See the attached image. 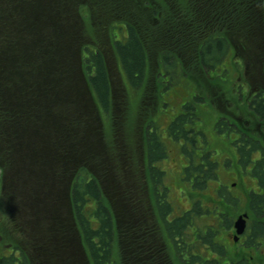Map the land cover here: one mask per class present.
I'll return each instance as SVG.
<instances>
[{
    "label": "trees",
    "instance_id": "trees-1",
    "mask_svg": "<svg viewBox=\"0 0 264 264\" xmlns=\"http://www.w3.org/2000/svg\"><path fill=\"white\" fill-rule=\"evenodd\" d=\"M51 1L46 0V3ZM63 1L61 0V4H46L43 0H4L6 6L15 8L18 14L7 19L0 17V43L10 37V32L4 29L7 21L16 29L10 43L0 47V134L4 137V132L7 135L16 126L18 144L23 145L25 141L23 125L29 126L25 127L28 130L42 128L47 124H53L62 133L60 144L64 159L76 156L71 148V131H76L75 141L79 142V133L88 127L93 128L94 135L99 138L97 141L102 142L105 133L101 127L103 112L100 108L105 112L110 110L120 85L118 79H115L118 78L117 74L112 70L115 62L125 80L132 85L144 86V98L152 83L150 74L157 71L158 78L155 79L162 81L161 77L165 76V80L177 84L187 77L188 65H191V74L204 78L211 87L218 86L210 81H217L216 77L209 78L208 74L212 75V72L224 66L235 47L240 48L239 54L250 55L248 58L258 76L264 75V59L262 61L259 58V49L264 43L260 39L264 0ZM81 2L85 4V11ZM88 21L92 23L91 28ZM119 23L124 24L127 30L124 39H117L113 34ZM95 28L104 33L107 31L108 35L111 33L116 40L107 38L105 44L96 43L91 37ZM82 69L94 101L90 100L83 84ZM71 77L77 85L75 92L68 84ZM169 87H159L158 93H167ZM195 101L184 104L183 113L168 128L173 141L180 142L181 145V138L188 139V132L193 130L195 122H203L201 115L205 110L201 107L205 103L201 104V97H196ZM238 106V113L246 114L248 118L254 115L255 120L264 121L262 103H258L253 110H248L247 106L241 104ZM203 126L202 124V129L205 128ZM214 126L219 133L226 132L225 128L228 127L223 120L216 122ZM226 138L232 140L230 136ZM233 142L240 145L239 152L244 162L250 160V154L252 151L256 152L260 144L255 137ZM204 144L205 165L194 164L191 151L192 167L188 169L201 171L203 175L198 178L196 187L205 190L206 200L210 202L212 197L208 196L209 183L218 179L219 163L215 158L216 151L210 148L206 139ZM194 147L195 143L192 142L191 149ZM147 149L150 170L155 179L161 182L165 172L158 163L168 156L166 145L153 133L148 137ZM183 149L189 152L187 144L183 145ZM102 150L110 158L116 157V161L119 158L116 153L121 156L120 152L111 153L107 145ZM4 166L0 167L1 181L7 183L10 176ZM117 169L122 170L120 167ZM88 174L84 167L77 172L71 197L91 264H160L154 262L155 257L141 263L137 250L139 243L136 218H129L130 232L128 231V239L123 243L130 249L120 257L114 214L106 203L99 181ZM4 186H0L1 189ZM130 197L134 204L130 205V211L136 215L137 205L133 197ZM225 198L228 204H238L229 194H225ZM91 200L95 205H90L88 209L84 204ZM254 202L264 203V196L255 195ZM215 204L217 205L212 207L206 205L205 208L202 205H192L191 209L172 221L168 217L173 212L172 205L166 202L159 205L164 213L168 236L174 246L172 253L176 257L171 262L165 254L162 256L168 261L165 264H224L223 256L227 250L225 243L219 238V232L220 229L230 228L233 218L226 212L228 206L217 202ZM51 206L55 208V205ZM252 206L256 208L258 219L247 235L246 244L256 247L258 237L264 236V205ZM61 208L65 209L67 205H62ZM66 212L68 214V209ZM202 214L207 219L203 224L205 228L200 223ZM14 235L12 230L3 236L15 245L13 246L18 254L3 256L0 264H39L30 251L31 248L24 247L20 237L16 238ZM202 248L205 249L204 256ZM146 256L149 254H143V257ZM43 261L46 262L45 259ZM230 261V264H250L243 257H233Z\"/></svg>",
    "mask_w": 264,
    "mask_h": 264
},
{
    "label": "rangeland",
    "instance_id": "rangeland-1",
    "mask_svg": "<svg viewBox=\"0 0 264 264\" xmlns=\"http://www.w3.org/2000/svg\"><path fill=\"white\" fill-rule=\"evenodd\" d=\"M43 1L46 3V0ZM64 2L65 1H63V3ZM81 3L83 4L84 2ZM46 4H61V0H52ZM83 5V9L85 11V4ZM86 7L88 6L86 5ZM17 14L18 13L15 8L7 7L4 0H0V17L7 19L9 16ZM261 21L262 34L260 39L262 38L264 41V14ZM91 25L92 23L88 21L89 28H91ZM4 29L7 32H10V37L3 39V43H0V47L10 43L9 40L16 31V29L10 24V21H7L4 24ZM92 32L91 37L96 43L105 44L108 39L112 40L115 38L112 37L111 33L109 34V37L107 31L104 33L103 30H99L97 28H95ZM115 32L113 34H115L117 39H124L127 36V30L125 25L122 23L117 24ZM89 40L91 39L89 38ZM259 50V58L263 61L264 43L262 48ZM239 52L240 48H233L231 50V56L228 57L224 66H221L218 70L212 72V75L208 74L209 78L216 77L217 81L214 79H211L210 81L212 83H216L218 86L215 85V87H211L212 85H208L204 78H201L196 74H191V65H188L187 77H184L183 82H179L177 84H171V82L165 80V76L161 77L162 81H160V79H155L158 78L156 75L157 71L150 74L149 78L152 83L150 85V89H146L147 93L145 98L142 95L144 86L130 84L127 80H125L124 76L119 73L120 69L117 62L112 64V70L118 76V78L115 79H118L120 85H118L119 91L117 90V97L116 99H113L114 104L111 106L110 110L105 112L103 111V108H100V111L103 112L102 119L105 133L102 137L103 142L107 145L111 153H121L123 158L119 159L117 163H119L120 168L123 170V162H125L127 171L132 173V171L135 172L140 170V166L136 165V162L138 161L137 159H139V132L142 130L146 138L151 137L152 134L155 133L156 137H158V139L166 145L168 151V156L158 163V165L166 172L165 184L170 187L168 199L175 204L172 205V209H174V217L176 215H181L185 210L190 208V201H192V197H194V194L191 197L187 190L185 197L181 196L182 193H180V189H184V186L186 185L181 183L178 178L180 167L185 164L179 155L180 150L178 146L181 145V143L173 141V136L170 131L167 130L168 123L173 118H177L181 114L182 104L184 102H196V97H201L203 99L205 106H202L201 109H204L205 111L201 116L203 119L202 124L204 125L203 127H205L204 129L206 131V139L208 140L207 143L210 145L211 149L219 150V153L217 151V156L215 155V157L220 161L219 171L217 172L218 180H214L209 183V195H207L217 197V200L213 199V201L220 204V197L217 196V193H219L218 187L220 183L227 186L228 190V186H231L234 181L236 182L239 180L237 187L234 189H231V187L229 188L234 190L235 194L240 192L242 188H247L253 184L252 181L247 178L246 174L243 178L237 176V171L239 169L236 164V159L239 157L235 155L236 150L235 148L233 149L232 146V143H234V136L232 137V141L226 138L223 134L222 138H217L213 135V127L215 123L219 120L220 116L226 112L227 103L225 99L235 95V91L251 90L253 77H258L256 74L257 72L253 71L251 59L248 58L250 55L246 53H244L245 55H242L239 54ZM262 65H264V62ZM68 84L72 91L75 92L77 85L73 77L69 79ZM165 86L169 87L168 92L165 94L158 93V88L160 87L164 89ZM143 99L148 102L144 103ZM236 110L239 111V106ZM240 115L244 118H248L246 114L241 113ZM151 125L155 126L152 127ZM196 126L197 123L195 122V127ZM22 127L23 135L25 136L23 145L20 143L18 144V139L16 137L18 136V131H15L16 126L12 127L7 135L5 132L3 133L5 138L0 134V167L5 165L3 168L5 170L8 169V175L11 174L7 179L8 182L2 183L0 170V186H4L5 184L2 189L0 187V261L3 256L18 254V250L14 248L15 245L8 242L5 236H3L4 234H9L12 230L15 232L14 237H20L22 244L27 249L32 247V245L30 246L29 244H31L30 238L34 234L40 237L43 240V243L47 244L48 249V243L57 249L64 248L63 243L57 237L48 241L49 232L50 230L52 231L53 228V221L43 215V213L40 214L42 211L41 209L37 211L38 207L34 206L31 208V205H25L26 193L29 191L35 196H39L37 192H40L41 195L42 193H46L47 198L44 199L43 196H39L40 202L33 205H39L40 208H43L45 205L44 210L47 211L46 208L50 207V205H47V202H49L52 197L53 205H57V207L61 209L62 205H66L64 197L66 176L72 174L71 172L68 174V163L71 167L77 160L82 158V153L85 154V157H89L94 155L98 156L100 151L98 145L95 143V138L96 140L99 138L98 135H93V128L88 127L85 131H81L79 133V142L75 141L77 139V136L75 135L76 131H71L69 138L71 141V148L73 152L76 153V156L71 157L69 161H62L60 158L62 146L59 145L61 143L59 142V139H61L62 133L58 131V144H56L57 135L53 124L46 127L41 126L42 128H29L28 130L25 129L29 126L23 125ZM72 141L75 143H72ZM90 158L92 157H89L88 159ZM6 161L7 163H5ZM89 161L90 160H88V162ZM62 170L64 172V177L61 182H58V184L54 186V174L56 172L60 174ZM122 170L119 171L118 169H114L106 174L108 184L106 189H104L105 187L102 188L106 203L110 205L114 216L118 219L117 246L119 248L120 257L122 255L124 256V254L127 253V250L130 249L125 242L123 243V241L128 239V229L127 226L124 225V222H129V218H136L138 221L140 212V205H137L136 215L132 214L126 207V203L134 205L132 203L133 201H131L132 198L130 195L136 203V190H133V192L131 191V193L128 191L126 194L124 193L122 190L123 181L121 180ZM28 176H30V181L26 187ZM130 179H132V176H130ZM58 193L60 198L59 200L57 199ZM128 194L129 198L127 199L125 197H127ZM201 197L204 198L205 194H201ZM195 199H197V197ZM244 203V200L240 199V202L238 201L237 205H226L228 206L226 211L228 216L234 220L239 213L246 211L247 205ZM84 205H87V208L89 209L91 207L90 205H94V202L93 200L87 201ZM144 211L145 210L143 209V212ZM33 219L34 221L36 220V223H33ZM205 221L206 218L202 217L200 220L201 225ZM60 222V224L66 226L64 224L65 221L61 220ZM233 232V227L228 229V231H222V229H220L219 238L227 247V252L223 257L225 259L233 257L234 259H239L244 257L248 259V262H250L251 259L249 258H251L250 255H252L253 263L256 261H262L260 264H264V242H258V245H256L257 248L254 246L249 247L245 244L246 242L244 244L241 242L239 246H236L232 238ZM246 234H248V231ZM74 240L77 241L76 237H74ZM21 242L18 241V244H21ZM68 248V257L63 256V258L60 259L62 264L85 263L83 255L79 252L77 244H75V256L76 262L79 260L80 263L73 261L72 258L74 257V254L72 253L71 248ZM203 250L204 248H202L201 252L204 256L206 253ZM33 252L35 253L36 251ZM166 254L170 258L171 262L175 260L176 257L172 253V249H170V247L166 248ZM37 257L40 260L46 259V255H44L42 250L37 253ZM163 258L166 259V257H162V259ZM116 264L120 263L118 262Z\"/></svg>",
    "mask_w": 264,
    "mask_h": 264
},
{
    "label": "flooded vegetation",
    "instance_id": "flooded-vegetation-1",
    "mask_svg": "<svg viewBox=\"0 0 264 264\" xmlns=\"http://www.w3.org/2000/svg\"><path fill=\"white\" fill-rule=\"evenodd\" d=\"M235 95H232L231 97H227L225 99L227 103L226 112L222 114L218 121L223 120V122H226L228 127L225 128L226 132L219 133V130L213 127V135L217 138H222V134L226 137H233V140H240L241 138H250L255 137L259 142V147L257 151H252L250 154V160L247 162H244L242 159L241 152H239V146L238 144L232 143L233 149L235 148L236 153L235 155L239 158L236 159V164L238 166L237 176L238 177H245V174L247 175V178L252 181V186H249L247 188H242L240 192L235 194L234 189L238 186L239 180L236 182L234 181L231 186H225L223 183L219 184L218 190L219 193H217V196L220 197V204L219 205H229L227 203L225 194H229L231 198L236 199L240 202L241 200H244V204L247 205V231L248 234H245L244 236H241L237 242H235L236 246H239L241 242L243 244L246 242L245 239H247V235L250 234L252 231V225L255 220L258 219V216L256 215V208L252 205H264V203H256L254 202V196H264V121H261L260 119L255 120V116H251L249 118L242 117L238 111L236 110L238 105H246L248 109L253 110L258 103H262L264 107V75H259L257 78L253 77L252 81V89L251 90H239L235 91ZM204 101H201V104ZM187 102H184L186 104ZM183 113V110L181 111ZM176 118H173L167 125H171V123ZM256 122H255V121ZM217 121V122H218ZM197 126L193 127L192 131L188 132V139L181 138L182 145H179V155L182 158L183 162H185L184 165L180 167L178 178L181 181V183L186 184L184 186V189H180V193H182L181 196L185 197L186 190L189 192L190 196H192V193L194 194V197H192V201H190V208L192 205H202L204 208L206 205H217L216 202H213V199H216L217 197L211 196V201L213 202H207L206 198H202L201 194H205V190H201L199 187H196L198 183V178L201 177L203 174L201 171L197 170H190L188 168L192 167V161L190 152H193V163L196 165L203 164L205 165V144L204 140L206 139V131L205 129H202V124L196 121ZM200 124V125H199ZM223 127V126H221ZM167 128V130H168ZM230 128V130H229ZM228 130V132H227ZM139 159L136 162V165L140 166L139 171H132V173H129L127 171V167H125V162H123V170L121 175V180L123 181V186L126 192L128 191L131 193L133 190L135 191V198H136V205H140V212L138 217V243L137 250L140 254V261L141 263L144 262V260H149L150 258H154V262H160V264H165L168 262L166 259H162V256L166 254V248L170 247V249L174 252V246L171 242V239L168 236V231L164 222L163 218V211L159 205H164L166 202L168 205H175L168 199V192L170 190V187L165 184V178L166 176L161 177V182L159 180H156L153 174V171L150 170V166L148 165V149H147V141L148 138H146L145 134L141 130L139 132ZM193 140V141H192ZM207 140V139H206ZM208 141V140H207ZM195 143V147L192 150L191 149V143ZM188 145V151L186 152L183 149V145ZM242 144V143H241ZM250 147V145L248 146ZM217 153H219V150L214 149ZM217 156V154H216ZM118 159H122V156H118ZM216 158V157H215ZM217 159V158H216ZM116 160V159H115ZM114 160V161H115ZM219 166L220 161L217 159ZM226 163V162H225ZM155 163L152 164L154 166ZM115 166L120 167L119 163H115ZM86 167V166H85ZM260 167V168H258ZM108 167V162H105L103 164V170L99 173L95 171V163H88L87 169L92 170V173H89L88 175L92 177L93 179H96L99 181L101 187H105L108 184V179L106 178V173L103 172ZM258 168V169H257ZM163 170V169H162ZM165 172V170H163ZM219 171V167H218ZM217 171V172H218ZM166 174V172H165ZM130 176H132V179H130ZM63 178L62 174H55L54 175V186L58 184V182H61ZM218 178V175H217ZM218 180V179H217ZM216 181V180H215ZM26 187L29 184V181L26 182ZM106 183V184H105ZM227 190V192H226ZM221 192V194H220ZM28 193V194H27ZM26 193V200L25 205H33L39 203V196H43L44 199L47 198L46 193L40 194V192L37 194L39 196H35L31 194L29 191ZM36 193V192H35ZM188 196V195H186ZM197 197V199H195ZM181 198V197H180ZM57 199L59 200V193L57 195ZM183 199V198H182ZM217 200V199H216ZM205 201V202H204ZM47 205H53V198L51 197L49 202H47ZM95 205V203H94ZM143 209L145 210L143 212ZM173 212L168 215L169 221H172L176 217H179L181 215L173 216ZM171 217V218H170ZM257 219H256V218ZM264 217V216H263ZM124 225L127 226L128 231L130 230V225L127 224V222H124ZM205 228V227H204ZM160 234V236H158ZM258 240L260 242H264V236L258 237ZM246 244V243H245ZM247 245V244H246ZM161 252V253H160ZM148 253L149 256L143 257V254ZM251 259L250 264H260L262 261H256L253 263L252 261V255H250ZM159 260V261H158ZM228 263L230 264V259L224 260V264Z\"/></svg>",
    "mask_w": 264,
    "mask_h": 264
},
{
    "label": "water",
    "instance_id": "water-1",
    "mask_svg": "<svg viewBox=\"0 0 264 264\" xmlns=\"http://www.w3.org/2000/svg\"><path fill=\"white\" fill-rule=\"evenodd\" d=\"M82 79H83V84L85 85L88 94H90V89L88 87L86 78L84 77L83 73H82ZM89 96H90V100H92V96L91 95H89ZM70 187H71V184H69V187H68L69 188V190H68V197L70 195ZM54 214L56 215V218H59L58 211L57 210H54ZM247 217H248V214L245 212L243 214H240L237 217V219L235 220V223H234V226L236 228V236H235V239H237L238 235L244 233L245 228H246V225H247ZM77 244H78L77 247L80 250L81 254L83 256H85V251L82 248L79 235H77Z\"/></svg>",
    "mask_w": 264,
    "mask_h": 264
}]
</instances>
